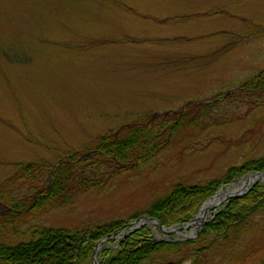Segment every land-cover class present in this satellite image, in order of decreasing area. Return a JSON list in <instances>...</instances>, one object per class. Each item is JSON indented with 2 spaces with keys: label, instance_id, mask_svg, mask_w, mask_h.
Returning a JSON list of instances; mask_svg holds the SVG:
<instances>
[{
  "label": "rangeland",
  "instance_id": "rangeland-1",
  "mask_svg": "<svg viewBox=\"0 0 264 264\" xmlns=\"http://www.w3.org/2000/svg\"><path fill=\"white\" fill-rule=\"evenodd\" d=\"M261 70L264 0H0L3 186L16 173V163L53 165L67 153L84 154L138 117L223 99L208 115L229 122L217 132L185 136L133 171L100 180V187L72 190L66 206L21 227L22 239L41 228L128 220L174 184L221 178L242 163L245 144L255 147L256 158L264 157V95L226 98ZM254 101L259 105L251 109ZM254 175L235 179L216 194L248 188ZM27 178L11 191L33 190ZM143 226L159 241L183 242L200 233L189 228L167 234L151 221ZM117 244L103 243L108 249ZM225 258L219 252L210 264H229ZM165 262L191 264L192 255L172 251L149 264Z\"/></svg>",
  "mask_w": 264,
  "mask_h": 264
},
{
  "label": "trees",
  "instance_id": "trees-1",
  "mask_svg": "<svg viewBox=\"0 0 264 264\" xmlns=\"http://www.w3.org/2000/svg\"><path fill=\"white\" fill-rule=\"evenodd\" d=\"M236 95H264V70L231 90L226 98ZM221 100L205 104L191 102L180 113L138 117L115 134L101 137L84 154L67 153L53 165L36 161L16 163L17 171L7 179L6 187L0 184V209H3L0 211V264H94L97 245L100 247L96 258L100 264H149L181 250L191 253V264H210L219 252L229 264H264V184L261 183L214 210L195 239L159 241L146 226L129 231L131 223L142 215L150 216L165 228L182 226L199 213L221 186L264 172V157L256 158L255 147L248 148L246 144L242 146V163L229 167L221 178L205 184H174L128 220L73 229L41 228L33 230L28 241L20 235L24 225L66 206L72 190L85 192L100 187V180L133 171L197 130L217 132L229 122L210 117L208 110ZM250 105L252 109L259 104L254 101ZM229 144L236 148V143ZM25 175L33 190L13 193V185ZM40 177L45 179L37 184ZM124 231L127 233L114 249L103 245ZM210 238L212 241L205 245Z\"/></svg>",
  "mask_w": 264,
  "mask_h": 264
},
{
  "label": "water",
  "instance_id": "water-1",
  "mask_svg": "<svg viewBox=\"0 0 264 264\" xmlns=\"http://www.w3.org/2000/svg\"><path fill=\"white\" fill-rule=\"evenodd\" d=\"M260 176H264V172H261V173H256L254 176H251L249 179H248V185L249 187L248 188H244L243 190H236L234 191L233 193H230L227 198L225 200H223L220 204L217 205V207L221 208L223 204H226L228 203L232 198H237V197H242L243 195H245L246 193H248L253 187L254 185H256L257 183L260 182V179H258ZM218 194H216L214 197L210 198L209 200H207L204 205L202 206V208L200 209L199 213L188 223L182 225L180 228H177V226H173L172 228H165L163 227L157 220L151 218L150 216H144L142 217L141 219L139 220H136L134 221V223H137L139 222L140 225L139 227H132L129 231H134L140 227H142V225L144 224V222L146 221H151L153 224H155L160 230L164 231L165 233L167 234H173V233H183L185 231H187L189 228H194L192 226V224L196 221V220H200V223L195 227V229H199L201 230V228L204 226V224L206 223L207 219L206 217L208 216V213L209 211L213 208V207H209L207 209H205V205L208 201L212 200V199H215V197L217 196ZM201 215H203V217H201ZM127 233V231H124L122 233V237H115V238H112L113 240L115 241H119V240H122L125 236V234ZM193 237H188V236H184V239L187 240V239H191ZM98 249H99V245H97L96 249H95V259H94V264H99L98 260L96 259V255H97V252H98Z\"/></svg>",
  "mask_w": 264,
  "mask_h": 264
},
{
  "label": "bare ground",
  "instance_id": "bare-ground-1",
  "mask_svg": "<svg viewBox=\"0 0 264 264\" xmlns=\"http://www.w3.org/2000/svg\"><path fill=\"white\" fill-rule=\"evenodd\" d=\"M258 179L260 180H264V176H260ZM237 189H232V188H229L227 190H222L218 193V195L215 197V199H212L210 201H208L205 205V209L209 208V207H214L218 204H220L223 200H225L227 198V196L230 194V193H233L234 191H236ZM239 190V189H238ZM201 217H203V215H201ZM200 223V220H196L192 226L195 228L198 224Z\"/></svg>",
  "mask_w": 264,
  "mask_h": 264
}]
</instances>
